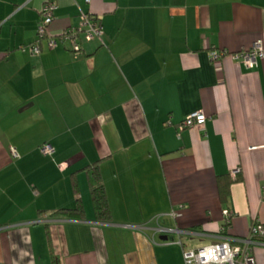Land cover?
Returning a JSON list of instances; mask_svg holds the SVG:
<instances>
[{
    "label": "crops",
    "instance_id": "crops-1",
    "mask_svg": "<svg viewBox=\"0 0 264 264\" xmlns=\"http://www.w3.org/2000/svg\"><path fill=\"white\" fill-rule=\"evenodd\" d=\"M47 1L57 4L50 34L86 12L100 18L102 41L78 56L23 50ZM258 40L264 0H0V264H183L184 249L220 230L224 208L231 236L264 221V60L211 58ZM197 110L205 129L180 130ZM94 163L106 221L92 197ZM222 175L233 179L226 203ZM78 199L81 217L56 214ZM159 223L205 235L180 245ZM253 254L264 264V245Z\"/></svg>",
    "mask_w": 264,
    "mask_h": 264
},
{
    "label": "built area",
    "instance_id": "built-area-1",
    "mask_svg": "<svg viewBox=\"0 0 264 264\" xmlns=\"http://www.w3.org/2000/svg\"><path fill=\"white\" fill-rule=\"evenodd\" d=\"M89 2L90 0H86ZM57 4L54 1H47L40 10V21L37 29V39L28 46H22L23 50L29 49L33 53H41L43 48L56 49L64 46L72 54L78 56L84 51V45L93 41H102L104 29L100 18L90 13L82 12L77 25H71L64 29L59 35L54 36L49 33L48 28L55 19V11ZM226 56H230L239 64H243L248 68H255L261 60H264V43L258 40L253 46L241 49L237 52L227 50H213L211 58L220 60ZM207 115L202 110L191 112L181 122L179 129L192 128L200 126L205 129ZM43 154H51L53 147L50 143L40 146ZM13 157H19V152L15 147L11 148ZM240 170L236 169L233 175ZM264 189V188H263ZM183 206L173 210L169 215L177 219L182 215ZM234 217L233 212L229 208L222 210L223 225L217 233L210 234V241L200 247L192 249H184L183 264H256L253 254V247L264 245V221L254 222L246 236H231L227 234V229L232 223ZM159 220V218H157ZM156 231L160 234L169 235L176 234L177 242L183 243V238L204 236L205 233L193 229H182L179 227H171L157 225Z\"/></svg>",
    "mask_w": 264,
    "mask_h": 264
},
{
    "label": "trees",
    "instance_id": "trees-1",
    "mask_svg": "<svg viewBox=\"0 0 264 264\" xmlns=\"http://www.w3.org/2000/svg\"><path fill=\"white\" fill-rule=\"evenodd\" d=\"M91 167L93 170V177L96 181L95 185L92 188V197L94 201L95 210L97 217L101 220H110L111 219V210L110 205L107 199L106 190L104 184L101 181V175L99 171V166L97 163H94ZM218 188H219V197L222 203H226L227 198L230 194V187L233 179L228 175H222L218 177ZM75 189H77L75 185ZM83 205L78 199V203L74 208H63L60 209L56 214H66L73 217H81L83 214Z\"/></svg>",
    "mask_w": 264,
    "mask_h": 264
},
{
    "label": "rangeland",
    "instance_id": "rangeland-1",
    "mask_svg": "<svg viewBox=\"0 0 264 264\" xmlns=\"http://www.w3.org/2000/svg\"><path fill=\"white\" fill-rule=\"evenodd\" d=\"M178 238V237H177ZM177 243V242H176ZM175 244V243H174ZM178 244V243H177ZM189 247H192V246H189Z\"/></svg>",
    "mask_w": 264,
    "mask_h": 264
}]
</instances>
